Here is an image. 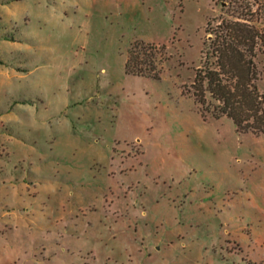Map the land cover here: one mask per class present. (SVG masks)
I'll list each match as a JSON object with an SVG mask.
<instances>
[{
	"label": "rangeland",
	"instance_id": "obj_1",
	"mask_svg": "<svg viewBox=\"0 0 264 264\" xmlns=\"http://www.w3.org/2000/svg\"><path fill=\"white\" fill-rule=\"evenodd\" d=\"M243 15L264 33V0H0V264H264V134L191 88Z\"/></svg>",
	"mask_w": 264,
	"mask_h": 264
},
{
	"label": "trees",
	"instance_id": "obj_2",
	"mask_svg": "<svg viewBox=\"0 0 264 264\" xmlns=\"http://www.w3.org/2000/svg\"><path fill=\"white\" fill-rule=\"evenodd\" d=\"M246 9L251 12L250 6ZM245 16L222 18L215 26L208 22L202 64L191 88L195 100L216 118L226 116L239 131L258 135L264 134V92L257 83L256 59L264 33ZM157 50L155 45L136 43L129 51L126 73L158 78Z\"/></svg>",
	"mask_w": 264,
	"mask_h": 264
}]
</instances>
